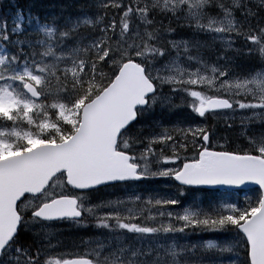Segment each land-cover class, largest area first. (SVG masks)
Masks as SVG:
<instances>
[{"label": "snow or ice", "instance_id": "6c2138e0", "mask_svg": "<svg viewBox=\"0 0 264 264\" xmlns=\"http://www.w3.org/2000/svg\"><path fill=\"white\" fill-rule=\"evenodd\" d=\"M0 11V264H264V0Z\"/></svg>", "mask_w": 264, "mask_h": 264}, {"label": "rangeland", "instance_id": "374dc122", "mask_svg": "<svg viewBox=\"0 0 264 264\" xmlns=\"http://www.w3.org/2000/svg\"><path fill=\"white\" fill-rule=\"evenodd\" d=\"M9 154H13V152H11L10 150H7V149L0 150V157L6 156ZM123 191H124L123 189H117L114 192H110V191L102 188L100 190L99 194L96 197H94V199H99L101 197H115L116 195L123 194ZM168 191H171V189H168ZM197 196H198L197 191H190L184 197V200H185V202L195 201L197 199ZM62 226L65 227L66 225H62Z\"/></svg>", "mask_w": 264, "mask_h": 264}, {"label": "trees", "instance_id": "16d2710c", "mask_svg": "<svg viewBox=\"0 0 264 264\" xmlns=\"http://www.w3.org/2000/svg\"><path fill=\"white\" fill-rule=\"evenodd\" d=\"M29 2H30V0H18V3L20 5H26ZM46 2H50V3H60V2H62V0H46ZM6 3H7V0H6ZM0 15H3V12L2 11H0ZM183 115H184V113L182 111H178V112H176V113H174L172 115V119L174 120L176 117L183 116ZM133 131H134V128H133ZM61 227H64V226H61ZM65 228H66V226H65ZM65 234L68 235L70 233H65ZM80 235H84V233L81 232ZM85 238H87V237H85Z\"/></svg>", "mask_w": 264, "mask_h": 264}, {"label": "water", "instance_id": "95a60500", "mask_svg": "<svg viewBox=\"0 0 264 264\" xmlns=\"http://www.w3.org/2000/svg\"><path fill=\"white\" fill-rule=\"evenodd\" d=\"M15 156H16V154H12V155H9V156L2 157L0 159V162L5 161V160L10 159V158H14Z\"/></svg>", "mask_w": 264, "mask_h": 264}]
</instances>
